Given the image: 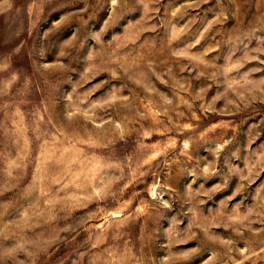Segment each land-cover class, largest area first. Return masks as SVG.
<instances>
[{
  "label": "rangeland",
  "instance_id": "1",
  "mask_svg": "<svg viewBox=\"0 0 264 264\" xmlns=\"http://www.w3.org/2000/svg\"><path fill=\"white\" fill-rule=\"evenodd\" d=\"M0 264H264V0H0Z\"/></svg>",
  "mask_w": 264,
  "mask_h": 264
}]
</instances>
